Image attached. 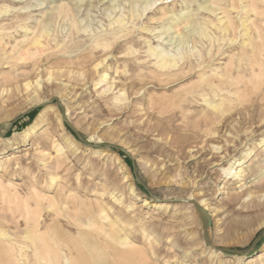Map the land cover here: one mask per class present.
I'll list each match as a JSON object with an SVG mask.
<instances>
[{
  "label": "rangeland",
  "instance_id": "obj_1",
  "mask_svg": "<svg viewBox=\"0 0 264 264\" xmlns=\"http://www.w3.org/2000/svg\"><path fill=\"white\" fill-rule=\"evenodd\" d=\"M247 4L0 0V264H46L53 223L71 238L54 236L55 264L75 246L116 264L125 237L147 264H264V2L255 0L259 18ZM116 20L133 29L136 54L94 50L121 30ZM37 40L48 45L41 58ZM150 48L185 78L160 85ZM230 65L229 100L186 94L204 86L194 73ZM192 201L206 203L212 246Z\"/></svg>",
  "mask_w": 264,
  "mask_h": 264
},
{
  "label": "bare ground",
  "instance_id": "obj_2",
  "mask_svg": "<svg viewBox=\"0 0 264 264\" xmlns=\"http://www.w3.org/2000/svg\"><path fill=\"white\" fill-rule=\"evenodd\" d=\"M247 1H248V4L246 5L247 8H250L251 11L253 13H255L256 17H258V16L263 17L262 13H259L258 10H257V6L255 4V0H247ZM260 1L264 2V0H260ZM66 12L70 16H73L74 15V12L71 9V7H67ZM263 22H264V19H263ZM115 23H118L119 25H121V30L115 31L111 35H108V34L101 35L99 37L101 39H98V40H96L94 42L95 43L94 44V47H93L94 50H98L99 49V50H102V51H106L108 49H112L113 47H115L117 45V48L119 50L120 49L123 50V48H125V49L127 48V50L129 51V54H136L137 51H135L136 49L134 50V48L132 46V41H131V39H129V36L134 32L133 29L130 28V27H127V24H125L123 20L122 21L121 20L120 21L119 20H116ZM221 23H222V21H221ZM212 26L213 27H217V25L216 24H213V23H212ZM25 28H26V26H25ZM255 30L258 33V40L262 43V41H263L262 31L259 28H257V27H255ZM28 31H30V30H28ZM49 33L50 32L46 33V35L44 34L46 36V38H48L50 36ZM246 34L249 35V38H250L249 44H251V43L253 44L254 38H253L252 34L248 30H247ZM256 42H258V41H256ZM22 43H24V41ZM30 45H32V44H30ZM32 46L33 47L30 50L32 52H34V53L37 52V54L40 56L39 58H41V55H43V53L46 52V49H47V46L48 45L46 46V45L42 44V41L37 40L34 43V45H32ZM58 48H59V46H58ZM252 48H253L254 58L250 61V64H251L250 67L252 68L253 74L256 75V72H255L256 57L258 56L257 55L258 53L256 52V50L258 49V47L257 48L256 47H252ZM259 49L262 50V51H264L263 44L259 46ZM150 50H151V54L156 58V60L159 59V61L155 64V66L157 68V71H155L153 75H155L156 77H158V82L160 83V85H164V86H167V85H175V83L180 82L181 80H183L185 78L186 73H184V69L182 67H179L178 66V62H176L175 60H171L170 58H168L164 54H162L160 56L159 54L156 53V50H152V48H150ZM102 51H100V52H102ZM243 52H245V51H243ZM31 53H30V55H31ZM76 53H78V52H76ZM22 54H24V50H23V53ZM27 55H29V51H27ZM83 57H84V55H83ZM70 63H72V62H70ZM100 64H103V61L101 63H99V65ZM198 67H200V65ZM192 68H193L192 65H190L189 71H191ZM232 70H233V65H230V67L222 70L221 72H219L218 71V68H217V70L213 71V74L212 75H208L205 68L201 69L197 73H194V75L198 74V79H202V82H203L202 84H204V86L199 87V88H201L200 90H198L196 88L197 90L188 91V92H186V94H188V95H194V94H197V93L199 94V93L202 92L200 95L205 98V97H207V94H205V92L209 91V92H211V94L213 95L214 98H220L221 101H223V100H229L227 95L232 94L231 87L233 85H235L234 82H233V80H234L233 77L235 76V74H233V71ZM241 73H244V72H241ZM256 76H257L256 84H254L255 86L252 87L253 88V92H256L259 89V87H261L260 86L261 83H260V80L258 78L259 75H256ZM212 77H214V78L211 79ZM236 85H238V84H236ZM246 86H247L246 89L248 91V89H249L250 86L249 85H246ZM232 88H234V87H232ZM234 94L236 95V92H234ZM237 95H238V93H237ZM119 98L117 97L116 99L119 100ZM180 98H182L181 100L186 99V97L185 96L182 97V95L180 96ZM174 100L177 102L179 99H178V97H176ZM204 101H205L206 105L209 108H211V110H214V111H221V108L224 106V104L222 102L220 104H217V105H212L211 103L206 102V100H204ZM169 103H173V100L167 102V104H169ZM239 162H241V161H239ZM242 166H243L242 163H239L238 164V166H237V168L239 169V173L238 174L244 172V168H242ZM232 170L233 169H231L230 171H232ZM132 193H134V190H133ZM189 200H192V199L189 198ZM147 202L148 201L146 200L145 201V205L148 204ZM199 205L201 207L202 206L205 207L206 206V203L204 201H201ZM155 207L162 208V207H164V205L159 203V204H155ZM212 214H214V213H212ZM47 228H48V235L49 236L47 237V241H46L47 244L45 246L47 247V254L46 255L48 257L47 258L43 257L42 260L43 261H46V264H55V262H54V255H53V252L54 251L57 254V251L55 250V245H57L56 242L54 241L55 238L59 239L61 242H64V243H67V241H69L71 238L68 237V233L65 234V233L58 232L57 225L55 223H53V225L48 226ZM54 236H55V238H54ZM68 238H70V239L68 240ZM116 242L120 246V248L119 249H115V252H114L115 255H117L116 256V259H115L116 260V264H147L148 263L147 256H145L142 253V251L139 248V246L135 245L132 242H129V239L127 237L117 239ZM73 252H76L77 253V256L72 255L71 253H73ZM58 255H59V258L58 259L62 260V257L59 254V252H58ZM104 256H105V253L100 252L99 255H97L95 257H91L87 253L83 252L82 249L77 248L75 246V247L70 248L69 255L64 259V261H65V264H108L107 262L100 263V259H103ZM92 259H95V260H92ZM60 260H58L56 264H61V261ZM252 261H253V259H252Z\"/></svg>",
  "mask_w": 264,
  "mask_h": 264
},
{
  "label": "water",
  "instance_id": "obj_3",
  "mask_svg": "<svg viewBox=\"0 0 264 264\" xmlns=\"http://www.w3.org/2000/svg\"><path fill=\"white\" fill-rule=\"evenodd\" d=\"M72 130L78 134V132L76 131V129L74 127H72ZM2 130V126L0 125V131ZM79 136V134H78ZM79 138L83 141V139L79 136ZM109 147H112V148H117L116 146H109ZM137 181L140 185H143V183L137 178ZM192 204L194 205V207L196 208V210L199 212V214L202 216L203 218V221H204V228H205V238L207 240V243L212 246V244H210L208 242V239H209V225L211 223V218H210V215L209 213L204 209L202 208L197 202L195 201H192ZM264 234V230L262 232ZM217 250H220L222 252H230V253H235V252H239L238 250H235V249H228V248H215Z\"/></svg>",
  "mask_w": 264,
  "mask_h": 264
}]
</instances>
